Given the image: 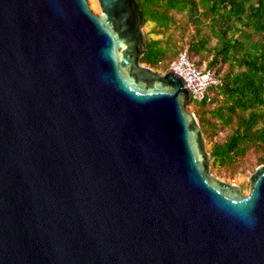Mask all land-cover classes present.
Instances as JSON below:
<instances>
[{
	"label": "water",
	"instance_id": "obj_1",
	"mask_svg": "<svg viewBox=\"0 0 264 264\" xmlns=\"http://www.w3.org/2000/svg\"><path fill=\"white\" fill-rule=\"evenodd\" d=\"M0 0V264H264V164L211 156L134 0Z\"/></svg>",
	"mask_w": 264,
	"mask_h": 264
},
{
	"label": "trees",
	"instance_id": "obj_2",
	"mask_svg": "<svg viewBox=\"0 0 264 264\" xmlns=\"http://www.w3.org/2000/svg\"><path fill=\"white\" fill-rule=\"evenodd\" d=\"M134 1L142 25L149 21L154 27L145 32L147 50L141 63L164 72L177 58L180 50L170 30L180 23V13L194 26L190 60L222 81L209 87L203 99L188 103L200 121L212 169L228 177L227 169L250 152L256 156L254 170L264 164V0Z\"/></svg>",
	"mask_w": 264,
	"mask_h": 264
},
{
	"label": "rangeland",
	"instance_id": "obj_3",
	"mask_svg": "<svg viewBox=\"0 0 264 264\" xmlns=\"http://www.w3.org/2000/svg\"><path fill=\"white\" fill-rule=\"evenodd\" d=\"M89 2V6L90 8L94 11V12H99V3L98 0H88ZM176 17L178 20H180V23L178 24H184L182 25V27H178L179 25H174L172 26L170 32L173 33L174 38L177 42V46L179 47V50H183L186 49L187 53H188V41H189V35L190 33L193 31L194 26L189 23L186 20V17H183L182 14L180 13H176ZM182 20V21H181ZM208 20L205 19L203 22V30L204 32H208V28L205 26L206 22ZM144 31H149L150 29H154L153 27V23L152 22H147L144 26H143ZM181 31H184L185 36H183L182 38L181 36ZM152 37H157V35H155L154 33H151ZM215 43V39L211 38L210 40V44L213 45ZM144 64V63H142ZM146 65V64H144ZM154 69V68H153ZM159 72H163L160 67H158L157 69H155ZM195 101V99L190 100V102ZM189 103V102H188ZM187 103V108L191 111H193V105H188ZM194 112V111H193ZM195 113V112H194ZM208 147V144H207ZM209 151V150H208ZM254 152H250L249 154H247V156L245 157V159L241 162H239L237 165H233L230 169H227L229 172V176L228 177H221L220 175H218V173L216 172V170L212 169L211 167V172L215 175H217L218 177L228 181V182H232L235 184H238L241 187V190L244 194H247L250 188V184L248 181V177L249 175L253 172L254 168H255V162H256V156L254 155Z\"/></svg>",
	"mask_w": 264,
	"mask_h": 264
},
{
	"label": "built area",
	"instance_id": "obj_4",
	"mask_svg": "<svg viewBox=\"0 0 264 264\" xmlns=\"http://www.w3.org/2000/svg\"><path fill=\"white\" fill-rule=\"evenodd\" d=\"M169 68L182 76L192 92L193 99L196 100L203 99L209 87L222 82L210 69H199L190 60L186 49L179 51L177 58L170 63Z\"/></svg>",
	"mask_w": 264,
	"mask_h": 264
}]
</instances>
